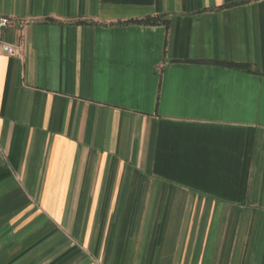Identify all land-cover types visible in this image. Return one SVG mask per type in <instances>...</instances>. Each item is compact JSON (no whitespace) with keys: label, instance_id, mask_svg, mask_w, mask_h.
I'll return each mask as SVG.
<instances>
[{"label":"crops","instance_id":"obj_1","mask_svg":"<svg viewBox=\"0 0 264 264\" xmlns=\"http://www.w3.org/2000/svg\"><path fill=\"white\" fill-rule=\"evenodd\" d=\"M0 16V264H264V0Z\"/></svg>","mask_w":264,"mask_h":264},{"label":"built area","instance_id":"obj_2","mask_svg":"<svg viewBox=\"0 0 264 264\" xmlns=\"http://www.w3.org/2000/svg\"><path fill=\"white\" fill-rule=\"evenodd\" d=\"M11 20L7 16H0V31L7 29L11 25ZM1 50L4 54L11 57H19L22 54L20 46L2 42L0 40Z\"/></svg>","mask_w":264,"mask_h":264},{"label":"trees","instance_id":"obj_3","mask_svg":"<svg viewBox=\"0 0 264 264\" xmlns=\"http://www.w3.org/2000/svg\"><path fill=\"white\" fill-rule=\"evenodd\" d=\"M157 19L154 18H148L142 21H139L140 23H146V24H151V23H156Z\"/></svg>","mask_w":264,"mask_h":264}]
</instances>
